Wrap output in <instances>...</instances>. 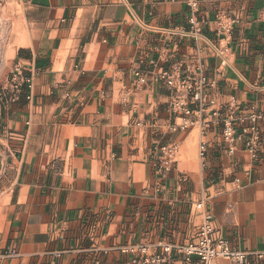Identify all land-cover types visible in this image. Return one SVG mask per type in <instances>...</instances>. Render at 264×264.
<instances>
[{"label": "crops", "instance_id": "obj_1", "mask_svg": "<svg viewBox=\"0 0 264 264\" xmlns=\"http://www.w3.org/2000/svg\"><path fill=\"white\" fill-rule=\"evenodd\" d=\"M191 2L199 36L178 33ZM219 12L238 19L226 39ZM14 64L32 82L17 102L0 90V264H130L121 248L186 244L204 213L264 264L253 257L264 253V0H0V86ZM174 65L213 81L185 132L170 131V92L155 81ZM165 144L178 151L158 174Z\"/></svg>", "mask_w": 264, "mask_h": 264}, {"label": "built area", "instance_id": "obj_2", "mask_svg": "<svg viewBox=\"0 0 264 264\" xmlns=\"http://www.w3.org/2000/svg\"><path fill=\"white\" fill-rule=\"evenodd\" d=\"M197 8L196 2L189 4L191 12L188 20L189 31L182 30L178 33H193L199 36ZM213 24L216 34L226 39L238 24V19L219 12L214 16ZM197 71V77H188L182 73L179 65H174L170 70H161L155 77V81L161 82L170 92L169 107L175 117V122L170 127L171 132H185L195 125V112L192 109V104L199 103L202 93L213 86V81L204 75L201 65L198 66ZM135 77L138 81L141 80L140 73L136 72ZM31 82V76L25 75L22 66L14 64L6 83L0 86V90L8 101L17 102L20 96L29 91ZM25 99L29 101L31 99L30 94H27ZM249 118L252 123L261 119L254 114ZM249 130L255 132L256 128L252 126ZM221 135L224 143L231 150L236 137L234 123L230 117L222 120ZM256 141L255 136L245 141V147L252 157L255 155ZM158 151L160 155L157 173L161 174L174 164L178 147L176 144H165L161 145ZM206 152V143L200 141L197 146L199 158L203 159ZM200 207L201 203L197 204V208ZM120 252L131 256L130 264H167L172 253L181 255L185 262H189L191 258H196L200 264H215L216 260L219 259L226 260L230 264H248L249 259L248 254L231 249L226 241L216 237L210 216L206 213L202 217L194 238L186 244L172 245L166 242H158L153 247L130 245L121 248ZM13 254L14 251L10 250L9 255ZM253 257L257 261H264V253L255 254Z\"/></svg>", "mask_w": 264, "mask_h": 264}]
</instances>
